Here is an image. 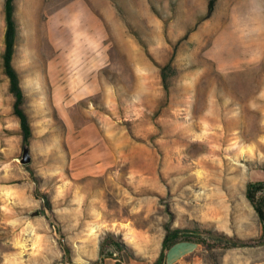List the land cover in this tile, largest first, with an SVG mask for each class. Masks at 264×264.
I'll list each match as a JSON object with an SVG mask.
<instances>
[{"label":"rangeland","instance_id":"1","mask_svg":"<svg viewBox=\"0 0 264 264\" xmlns=\"http://www.w3.org/2000/svg\"><path fill=\"white\" fill-rule=\"evenodd\" d=\"M4 1L0 264L63 261L76 204L105 222L100 253L116 264H264L246 197L264 182V0H218L208 19V0H14L28 168ZM166 226L180 233L159 261Z\"/></svg>","mask_w":264,"mask_h":264},{"label":"trees","instance_id":"2","mask_svg":"<svg viewBox=\"0 0 264 264\" xmlns=\"http://www.w3.org/2000/svg\"><path fill=\"white\" fill-rule=\"evenodd\" d=\"M13 1L14 0L4 1L5 31L3 35L4 50L1 60L3 72L9 81V92L14 98L12 104L13 113L19 120L23 144H28L29 139L31 137V127L28 123L27 116L22 109L24 97L19 85V75L12 64L14 44L16 38V29L13 21ZM217 1L218 0H208L206 6L205 19H208L212 15ZM167 69L168 67L160 68L161 77L164 82V85H166ZM24 167L28 168L29 165H26ZM246 197L254 206V209L262 226L261 237L262 239H264V182L248 183L246 188ZM165 230L166 233L161 243L159 261L163 260L166 252L169 251L176 243H178V237L180 233L179 229H171L169 226H166ZM206 233L212 237L222 236L217 232L211 230ZM113 245L117 248L123 246L121 245V242L118 241L114 242Z\"/></svg>","mask_w":264,"mask_h":264},{"label":"crops","instance_id":"3","mask_svg":"<svg viewBox=\"0 0 264 264\" xmlns=\"http://www.w3.org/2000/svg\"><path fill=\"white\" fill-rule=\"evenodd\" d=\"M72 199L70 196L68 197L69 205L72 203ZM80 208L81 204L75 205L73 217H67V223H64L62 227L61 231L64 234V241L68 248L62 250L63 261L59 263L116 264L114 254L109 257L100 253V244L103 240V238H100V231L105 222L97 216H92L91 213L88 216L84 215ZM69 213L70 211L65 212L64 215L69 216ZM124 264H137V262L130 260Z\"/></svg>","mask_w":264,"mask_h":264},{"label":"water","instance_id":"4","mask_svg":"<svg viewBox=\"0 0 264 264\" xmlns=\"http://www.w3.org/2000/svg\"><path fill=\"white\" fill-rule=\"evenodd\" d=\"M31 160H32V157L29 152L28 144H23L19 163L21 166H26L31 163Z\"/></svg>","mask_w":264,"mask_h":264},{"label":"built area","instance_id":"5","mask_svg":"<svg viewBox=\"0 0 264 264\" xmlns=\"http://www.w3.org/2000/svg\"><path fill=\"white\" fill-rule=\"evenodd\" d=\"M57 264H63V263H57ZM81 264V263H80ZM82 264H84V263H82Z\"/></svg>","mask_w":264,"mask_h":264}]
</instances>
